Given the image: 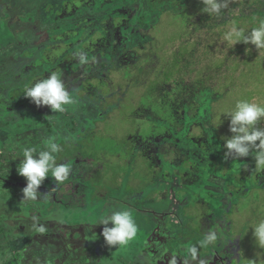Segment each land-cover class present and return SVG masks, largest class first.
<instances>
[{
  "label": "rangeland",
  "instance_id": "obj_1",
  "mask_svg": "<svg viewBox=\"0 0 264 264\" xmlns=\"http://www.w3.org/2000/svg\"><path fill=\"white\" fill-rule=\"evenodd\" d=\"M204 7L0 0V264H81L84 255L92 264L78 252L96 239L95 264H264L253 236L264 220V171L254 152L226 158L225 147L226 113L241 100L264 106V49L224 39L233 26L258 27L264 0H228L220 16ZM51 73L73 97L63 112L24 95ZM49 140L69 177L61 184L49 174L37 199H25L21 149ZM121 210L137 225L135 246L108 244L97 223ZM21 227L30 229L20 248ZM26 236L37 238L31 256ZM69 252L73 259L62 256Z\"/></svg>",
  "mask_w": 264,
  "mask_h": 264
},
{
  "label": "clouds",
  "instance_id": "obj_2",
  "mask_svg": "<svg viewBox=\"0 0 264 264\" xmlns=\"http://www.w3.org/2000/svg\"><path fill=\"white\" fill-rule=\"evenodd\" d=\"M205 5L202 9L210 15H221L222 8H228V0H201ZM224 39L229 43H251L257 49H264V21L258 27H254L246 34L243 28L233 26L231 31L225 34ZM81 63L86 62V57L80 55ZM24 95L31 98L36 105H50L52 111L63 112L65 106L73 103V97L69 94L64 82L56 73H51L48 78L36 82L28 88ZM230 117L231 138L226 139L225 147L227 156L235 158L247 157L254 152L256 171H264V128L257 127L264 118V106L250 103L246 100L238 101L235 109L226 113ZM259 142V143H257ZM61 151L60 145L49 140L44 150L34 147H23L21 156L23 159L18 165V173L27 180V186L23 189L25 199L36 200L38 188L49 176L58 183H63L70 174L71 166L57 164L56 154ZM15 159V158H14ZM104 225L102 235L111 245L126 246L137 234V225L131 212L128 210L113 211L110 215H102L98 222ZM111 223L112 227H107ZM253 236L260 249H264V220L254 225ZM43 229H41L42 231ZM217 239L215 233L207 235L203 244L213 243ZM192 257H197V247L189 249ZM203 264V262H201Z\"/></svg>",
  "mask_w": 264,
  "mask_h": 264
},
{
  "label": "crops",
  "instance_id": "obj_3",
  "mask_svg": "<svg viewBox=\"0 0 264 264\" xmlns=\"http://www.w3.org/2000/svg\"><path fill=\"white\" fill-rule=\"evenodd\" d=\"M8 217V220L9 219H16V216H14V214L13 213H11L10 214V216H7ZM18 218V217H17ZM3 219L5 220V218H4V215H2L1 214V218H0V221H3ZM21 219V218H20ZM66 221L64 220V223H65ZM1 223V222H0ZM1 227V226H0ZM29 229L30 228H25V230L24 229H22V227H21V231L20 232H18V233H16L15 234V236L13 237V240H15L16 239V241L18 242V245H19V247L21 248V247H23L20 243H22V236H21V233H23V232H25V233H27L26 231H29ZM4 232V229H2V228H0V236H2V235H4L5 233H3ZM3 233V234H2ZM27 238H29V240H28V243H27V248H25L24 249V251H23V253H24V255H28V254H30V256H31V253H30V249L31 248H33V243H34V240H36L37 238H35L34 236H26ZM34 237V238H33ZM12 240V241H13ZM12 241H10V242H12ZM47 241H49V239H46V241L44 242V246H49V244H52V242L51 243H46ZM1 243V242H0ZM57 243V242H56ZM130 243L131 242H129L128 243V245H130ZM24 244V243H23ZM100 245L101 244H99V241H98V239H96V240H92V241H90V242H88L86 245H83V247H82V249H81V247H80V249H79V252H78V256L79 255H82V254H85V253H90L89 255H91L92 256V259H91V262H92V264H95L96 263V261H97V256H98V254H97V250H98V248L100 247ZM131 245H134V243L132 242L131 243ZM135 246V245H134ZM158 250V249H157ZM110 252H112V251H110ZM108 253V252H107ZM107 253H103V256L105 257V260H107V258L108 257H106V254ZM0 255H1V252H0ZM63 257L65 256L66 258H68V259H73V255H72V253L71 252H69V253H67L66 255H62ZM112 256H113V253H112ZM63 257H58V260L60 261V260H62V258ZM172 259V258H171ZM30 260V259H29ZM29 260H28V262H29ZM86 260H90V259H88V257H86L85 255L82 257V258H80V261H81V264H83L84 262H86ZM28 262H26V264H28ZM103 263V262H102ZM167 263H168V261H167Z\"/></svg>",
  "mask_w": 264,
  "mask_h": 264
},
{
  "label": "trees",
  "instance_id": "obj_4",
  "mask_svg": "<svg viewBox=\"0 0 264 264\" xmlns=\"http://www.w3.org/2000/svg\"><path fill=\"white\" fill-rule=\"evenodd\" d=\"M259 14H260L261 17H259L258 20H260V21H264V10H263V11L261 10ZM72 152H74V151H72ZM84 152H85V151H84ZM61 184H62V183H61ZM60 193L63 194V193L61 192V190H60ZM67 194H68V192H67ZM77 203H78V202H75V204H77ZM179 256H181V255L179 254ZM169 257H171V255H170ZM169 257H168V258H169ZM168 260H169V259H168ZM168 260H165L164 263H167ZM216 264H222V261L219 259V261H218Z\"/></svg>",
  "mask_w": 264,
  "mask_h": 264
},
{
  "label": "water",
  "instance_id": "obj_5",
  "mask_svg": "<svg viewBox=\"0 0 264 264\" xmlns=\"http://www.w3.org/2000/svg\"><path fill=\"white\" fill-rule=\"evenodd\" d=\"M158 252H159V250H157ZM170 256V255H169ZM168 256V257H169ZM169 258H171V257H169ZM164 259V258H163ZM167 260V259H166ZM164 262V261H163ZM157 263V261L155 260V261H151V263H149V262H147V264H156Z\"/></svg>",
  "mask_w": 264,
  "mask_h": 264
}]
</instances>
